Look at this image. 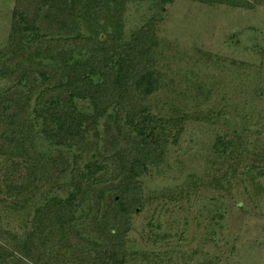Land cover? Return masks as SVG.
Wrapping results in <instances>:
<instances>
[{
	"label": "rangeland",
	"instance_id": "obj_1",
	"mask_svg": "<svg viewBox=\"0 0 264 264\" xmlns=\"http://www.w3.org/2000/svg\"><path fill=\"white\" fill-rule=\"evenodd\" d=\"M151 1L121 3L120 39L107 40L120 50L131 41L133 32L150 23L157 42L151 68L158 88L143 103L157 116L182 117L183 130L178 143L168 142L163 162L139 178L142 209L128 221L123 264H264V0H244L250 4L248 8L215 0H173L159 15ZM38 2L0 0V68L7 69L0 75L3 96L15 90L22 72L11 70L21 59L19 52L13 53L16 46L10 48L13 11L34 13ZM154 16L157 20H152ZM43 27L48 29V23ZM81 31L90 35L84 27ZM47 36L52 44L58 43L57 34ZM105 38L99 32L96 41ZM89 44L96 42L92 39ZM139 98L134 101L139 103ZM112 133L101 120L97 130L87 134L88 151L82 156L102 151L111 176V166L116 167L115 173L119 171L121 157L128 159L131 152L129 133L121 137L120 144L107 149ZM217 138L230 141L225 153L216 149ZM2 158L0 155V176ZM66 191L59 190L62 197ZM2 198L0 195V243L12 247L13 236L22 237L32 211ZM104 206L98 212L104 213ZM83 212L88 211L80 209L78 214ZM73 233L69 241L60 233L53 236L56 250L52 255H60L59 261H63L55 264L95 263L94 252L81 259L77 254L62 259L70 243L90 248L84 238H91L84 230L79 231L81 237ZM37 251L42 253V248ZM37 257V263H26L54 264Z\"/></svg>",
	"mask_w": 264,
	"mask_h": 264
},
{
	"label": "trees",
	"instance_id": "obj_2",
	"mask_svg": "<svg viewBox=\"0 0 264 264\" xmlns=\"http://www.w3.org/2000/svg\"><path fill=\"white\" fill-rule=\"evenodd\" d=\"M128 1L102 0L100 5L99 0H39L34 13L13 11L10 48L16 46L13 53L19 52L21 59L11 70L22 72L10 95L0 93V128L4 129L0 131V195L6 203L30 209L32 214L22 237L13 236L12 247L0 243V264L37 263L36 255L55 264L61 258L52 255L56 250L53 236L60 233L69 241L73 232L81 237L80 230L91 238H84L89 250L70 243L64 248L63 260L94 252L92 264L124 262L128 221L142 209L139 178L163 162L168 142L178 143L183 130L182 117L157 116L143 103L158 88L151 68L157 42L150 23L133 32L131 41L120 50H115L118 45L113 41L108 44L107 39H120V4ZM172 1L151 2L159 15ZM215 1L250 6L244 0ZM99 32L107 37L100 43L96 41ZM47 34L50 38L57 34L58 43L52 44ZM92 39L96 45L89 44ZM78 40L83 43L74 45ZM6 70L0 68V75ZM35 92V103L29 109ZM101 120L106 130L114 131L107 149L120 144L125 133L131 135L130 157H121L116 173L111 166L112 176L102 151L82 158L88 151L86 136L91 129L97 130ZM215 145L225 153L230 141L217 138ZM69 153L73 158L68 159ZM64 189L66 196L62 197L59 190ZM102 204L106 205L101 210L104 213L97 210ZM80 209L88 212L78 214ZM40 247L42 253L35 252Z\"/></svg>",
	"mask_w": 264,
	"mask_h": 264
}]
</instances>
